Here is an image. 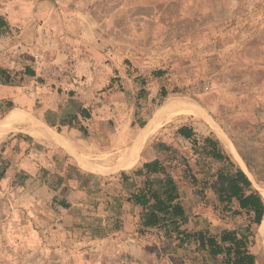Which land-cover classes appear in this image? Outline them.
<instances>
[{"label": "rangeland", "instance_id": "obj_1", "mask_svg": "<svg viewBox=\"0 0 264 264\" xmlns=\"http://www.w3.org/2000/svg\"><path fill=\"white\" fill-rule=\"evenodd\" d=\"M238 1L250 3V6L243 11L228 9L230 4ZM193 4L182 12L185 17L181 22L183 26H180L184 29L183 34L179 32L175 37V34L171 35L173 32H170L167 37H162L157 42L152 41L151 46L147 42L135 48L137 55L146 51L150 52L153 58L148 69L136 75L130 87L129 103L103 106V96L99 94V90L93 91L92 95L80 91L86 96L83 98V105L90 113V119L84 120L87 123L86 132L77 133L75 128L63 123L68 120L69 115L71 116L70 109L66 106L48 108V111L54 114L53 120L42 117L38 103L32 109H19L65 136L77 156L90 163L105 165L102 158L113 151L114 140L125 133L127 145L131 144L139 128L152 118L155 109L163 103L162 101H166L167 97L198 103L211 116L197 104L201 110L200 115L185 116L176 113L164 119L145 141L142 148L144 153H141L140 161L135 166H141L143 159L147 158L146 154L156 155L161 150L162 143L172 145L178 154L189 158L190 173L198 181L195 184L188 177L187 171L181 169L180 165L175 166L173 173L181 200L189 215L188 227L196 229L208 226L212 230L240 229L244 227V217L220 211L209 187H204L203 197L196 192L202 187L199 181L212 178L222 165L204 156L199 146L205 136H213L239 164L234 154L215 133L214 126L224 135L227 134L229 141L230 135L236 139L246 135L255 142L264 140V72L260 71L264 69V34L258 37L254 35L259 30L264 32V9L259 10L261 5L264 6V0H211L209 3L205 0H195ZM165 13L168 18L163 21L164 30L167 25H171L170 22L175 21L177 12L168 9ZM160 32L162 31L152 35L153 38ZM135 69L138 70L137 67ZM156 69L164 70L162 76L155 78L152 75ZM161 86L166 91L163 98L159 96ZM140 88L142 93L139 94L137 92ZM95 97L98 101H94ZM4 109L3 107L0 111L3 112ZM258 121L259 126L253 127L252 124ZM181 125L192 129L194 138L198 141V148L179 136L177 128ZM12 134H16V137L27 136L48 144L50 147H45L44 152L53 148L55 153L51 156H57L59 151H63L62 146L30 135L26 127L21 125L1 139L0 144H4ZM18 150L16 147V151ZM3 151L0 153V162L11 173H15V159L9 157L11 151L4 148ZM73 158L77 160L75 156ZM108 167L104 169L115 168ZM119 172L121 170L109 174L91 172L93 175L87 176V183L78 190L74 198L78 203L70 204L71 208H67L72 212V217L48 220V223L56 220L62 224L68 231L61 230L64 233L62 238L73 239L77 248L82 243L80 247L86 246L85 251L82 249L81 253L75 252L71 255L69 252L70 259L63 263L47 260L45 256L48 252H43L44 257L39 252L33 257H28L26 264H218L215 259L208 257L203 260L199 257L194 262L178 259L169 249L168 241L158 234L157 230L139 232L141 208L125 199L128 191L133 190L135 184H140L141 178L133 175L132 169L126 171L128 180L122 179ZM246 173L253 187L261 193L264 182H257L249 172ZM56 198L58 200L54 201L52 198L51 206L48 204L47 207V210L54 214L61 211L58 202L62 198ZM249 248L256 257V264H264V243L258 235L254 236Z\"/></svg>", "mask_w": 264, "mask_h": 264}, {"label": "crops", "instance_id": "obj_2", "mask_svg": "<svg viewBox=\"0 0 264 264\" xmlns=\"http://www.w3.org/2000/svg\"><path fill=\"white\" fill-rule=\"evenodd\" d=\"M193 3L195 0H0V68L13 80L5 83L0 75V110L5 108L0 111V119L15 112L20 120L2 134L0 140L20 125H26L27 132L39 138L33 133L36 128L28 122L34 118L19 108L32 109L38 103L42 117L53 120L54 114L48 108L66 106L70 114H75L84 107L86 96L80 91L92 95L96 90L103 96V106L129 103L132 83L148 69L153 58L146 51L137 55L135 48L147 42L151 46L152 41L157 42L170 32L175 37L179 32L183 34L182 12ZM248 4L238 1L228 9L243 11L250 6ZM168 9L177 13L175 21L164 30ZM263 9L261 5L259 10ZM160 30L162 32L153 38ZM263 34L259 30L254 35ZM35 55L43 59L41 67L35 65ZM26 70H33L34 74ZM170 98L176 97L165 100ZM94 101H98L97 97ZM7 102L12 103L10 108L6 107ZM76 121L87 125L79 115ZM75 131L79 133L77 128ZM129 145L127 135H119L113 142V151L102 158L105 165H101L77 156L73 147L76 155L71 153V156L62 147L63 151L57 156H51L55 153L53 148L44 152L48 144L27 136L12 134L1 143L0 153L4 152L3 148L10 150L9 157L15 159V173L0 162V264H26L28 257L39 252L44 257V251L48 252L47 260L63 263L71 254L85 251L86 246L80 247L82 243L77 248L73 244L76 241L62 238L61 230H66L62 224L56 220L48 223V220L72 217L67 208L78 203L74 198L87 183V173L109 174L133 168L144 153V144L129 166L101 170L115 164L122 149ZM156 155L146 154L143 161ZM240 166L246 170L244 164ZM57 196L66 200L68 206L59 205L61 211L54 214L47 207L51 206L52 198L58 200Z\"/></svg>", "mask_w": 264, "mask_h": 264}, {"label": "trees", "instance_id": "obj_3", "mask_svg": "<svg viewBox=\"0 0 264 264\" xmlns=\"http://www.w3.org/2000/svg\"><path fill=\"white\" fill-rule=\"evenodd\" d=\"M26 71L34 74L33 70ZM163 73L164 70L156 69L152 75L158 78ZM0 75L5 83L13 82L1 68ZM141 89L137 93H142ZM159 96L161 98L166 96L163 86L159 88ZM11 106L12 103L7 102L6 107ZM78 115L83 120L90 119V113L84 106L80 107L77 113L69 115L68 120H64L63 123L86 132V127L76 121ZM252 126H259V121ZM177 133L198 148V141L190 127L181 125L177 128ZM230 139L246 170L257 182H264V140L255 142L246 135L238 139L230 135ZM202 142L199 146L201 153L222 165L212 178L199 181L202 187L196 192L203 197L204 187H209L220 211L233 216H243L244 227L218 230H212L208 226L196 229L188 227L189 215L181 200L173 173L175 166L180 165L181 169L187 171L188 177L195 184L198 181L190 173L189 158L178 154L172 145L162 143L161 150L155 158L142 161L140 167L131 168L133 175L140 177L141 181L139 185L135 184L133 190L128 191L125 200L141 208L138 231L142 233L157 230L158 234L168 241L169 249L178 259L194 262L199 257L202 260L208 257L215 259L218 264H256V257L249 247L254 236L258 235L257 225L264 218V199L253 187L247 173L221 146L217 138L205 136ZM126 171L121 170L119 174L122 179L128 180ZM91 175L93 174L87 173L88 177ZM58 204L62 207L68 206L64 199L59 200Z\"/></svg>", "mask_w": 264, "mask_h": 264}, {"label": "bare ground", "instance_id": "obj_4", "mask_svg": "<svg viewBox=\"0 0 264 264\" xmlns=\"http://www.w3.org/2000/svg\"><path fill=\"white\" fill-rule=\"evenodd\" d=\"M179 99H168V100L164 101L162 104H160L158 106V108L155 109L156 111L153 114L152 118L148 121L147 125L141 129V131L139 132V134L137 135L135 140L129 146L122 149L120 156L118 158V161L115 164L109 166L108 168H110V167L111 168L126 167V166L130 165L137 158V156H138L143 144L147 140V138L155 132L156 128L159 126V124L164 119H167V118L171 117V115L176 114V113H179V114H182L185 116H187V115H200L201 114L200 107L196 103H193V102H190L187 100H179ZM24 115H25V113H24ZM24 120L26 121V119H24ZM18 121H20V120L16 116L15 112L1 118L0 119V136L2 134H4L5 132H7L8 130L12 129L13 124L17 123ZM28 122L36 128V131H34L33 133L35 135H37L39 138L48 140L53 144L62 146L68 152L75 154L74 150L72 149V146L69 144V142L61 134L55 132L50 127L43 124L42 122H38L37 120L29 119ZM214 129H215V133L217 134L219 139L234 154V156L237 158V160L240 163H242V161H241L240 157L238 156V154L236 153L231 141H229V139L226 137V135H224L217 126H214ZM118 152H120V151H118ZM114 161H116V160L114 159ZM101 170H105V169L103 168ZM261 195L264 199V189L261 190ZM257 234H258V237L260 238V240L262 241V243H264V218L260 222V224L257 225Z\"/></svg>", "mask_w": 264, "mask_h": 264}, {"label": "built area", "instance_id": "obj_5", "mask_svg": "<svg viewBox=\"0 0 264 264\" xmlns=\"http://www.w3.org/2000/svg\"><path fill=\"white\" fill-rule=\"evenodd\" d=\"M42 63H43V59L40 58L39 56L35 55V65L37 67H41Z\"/></svg>", "mask_w": 264, "mask_h": 264}, {"label": "water", "instance_id": "obj_6", "mask_svg": "<svg viewBox=\"0 0 264 264\" xmlns=\"http://www.w3.org/2000/svg\"><path fill=\"white\" fill-rule=\"evenodd\" d=\"M263 217V216H262Z\"/></svg>", "mask_w": 264, "mask_h": 264}]
</instances>
